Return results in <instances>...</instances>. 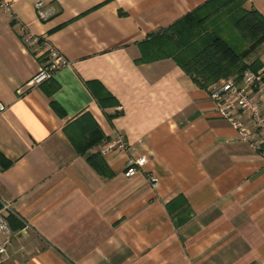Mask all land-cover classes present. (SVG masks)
<instances>
[{
	"label": "crops",
	"instance_id": "0c3cea01",
	"mask_svg": "<svg viewBox=\"0 0 264 264\" xmlns=\"http://www.w3.org/2000/svg\"><path fill=\"white\" fill-rule=\"evenodd\" d=\"M5 1L0 205L24 226L0 235V264H264V160L175 60L136 62L140 43L209 0H41L58 8L46 21L39 0ZM242 7L264 15V0ZM21 26L69 64L30 84L46 55ZM244 63L264 65V43Z\"/></svg>",
	"mask_w": 264,
	"mask_h": 264
},
{
	"label": "trees",
	"instance_id": "16d2710c",
	"mask_svg": "<svg viewBox=\"0 0 264 264\" xmlns=\"http://www.w3.org/2000/svg\"><path fill=\"white\" fill-rule=\"evenodd\" d=\"M242 4L243 0L207 1L166 30L140 43V57L136 62L172 58L202 89L210 88L229 75L240 76L247 68L245 58L264 43V15L256 10H244ZM242 22L246 28L239 31ZM106 98L110 97H97V101L101 106L110 104ZM89 159L98 172L105 167L99 153ZM0 164H7L1 155ZM178 202H184L182 196L173 204ZM6 221L12 231L24 226L13 213L6 216Z\"/></svg>",
	"mask_w": 264,
	"mask_h": 264
},
{
	"label": "built area",
	"instance_id": "2783aa9c",
	"mask_svg": "<svg viewBox=\"0 0 264 264\" xmlns=\"http://www.w3.org/2000/svg\"><path fill=\"white\" fill-rule=\"evenodd\" d=\"M9 9V3L0 0V10ZM37 18L46 21L58 13V8L52 3L41 0L35 3ZM19 37L23 45L44 50L46 60L40 64L36 74L30 80V84L40 83L53 76V74L68 63L67 59L53 46L46 37L30 32L25 26H21ZM209 95L216 104V111L236 131L238 137L246 142L250 148L264 160V65L257 71L245 69L239 76L229 75L220 79L209 88ZM6 109L0 102V114ZM126 144L123 141L117 143V149L123 151ZM146 158L139 157L129 160L123 175L132 177L140 171ZM147 180L153 188L159 183L157 176L147 175ZM12 213L6 203L0 205V235L8 236L11 230L6 221V215ZM9 240L0 244V256L6 253Z\"/></svg>",
	"mask_w": 264,
	"mask_h": 264
},
{
	"label": "rangeland",
	"instance_id": "374dc122",
	"mask_svg": "<svg viewBox=\"0 0 264 264\" xmlns=\"http://www.w3.org/2000/svg\"><path fill=\"white\" fill-rule=\"evenodd\" d=\"M236 5H237V3H235ZM244 9V8H243ZM245 10V9H244ZM221 20V19H220ZM245 23V22H244ZM243 22L242 23H240V25H239V28H238V30L239 31H244V29L246 28V25L244 24ZM0 242H1V239H0ZM0 259H1V256H0Z\"/></svg>",
	"mask_w": 264,
	"mask_h": 264
}]
</instances>
